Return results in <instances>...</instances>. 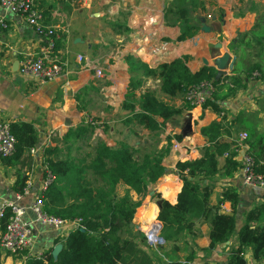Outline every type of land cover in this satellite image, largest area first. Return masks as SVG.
Here are the masks:
<instances>
[{
  "label": "crops",
  "instance_id": "crops-1",
  "mask_svg": "<svg viewBox=\"0 0 264 264\" xmlns=\"http://www.w3.org/2000/svg\"><path fill=\"white\" fill-rule=\"evenodd\" d=\"M32 1L44 11L46 24L57 29L58 40L63 38L57 55L64 64V72L46 83L20 73L24 61L40 54L42 41L25 16L0 7V19L7 24L6 29L0 30V122L31 123L40 138L35 154L27 152L23 163L16 168L4 166L0 158V206L16 199L14 185L18 172L32 182L31 194L23 196L19 204L26 210L25 219L31 222L35 241L30 253L11 255L0 250V264H24L27 254L56 247L58 233L50 227L33 223L34 217L28 210L44 179L43 152L47 147L57 146L70 129L89 124L87 120L91 117L102 127L104 124V129L95 128L91 143L104 140L109 146H115L123 141L136 147L143 145L162 150L167 148V137L179 134L183 136L182 143L195 147L200 157L201 148L207 144L200 129L213 122L225 125L229 134L223 140L231 143L237 142L241 133H264V0H213L202 16L206 17L211 31L203 32L201 25L198 33L184 42L176 41L179 28L165 23L164 9L169 0H66L59 9L54 0ZM218 43L223 45L222 53L231 55L228 77L242 75L256 64L260 68L252 74L245 90L226 101L221 114L203 111L202 107L184 110L186 103L182 97L164 96L159 91L157 79L138 76L136 72L131 74L127 61L156 69L160 63L188 57L192 71L204 66L216 69L213 55ZM163 48L164 51L155 52V49ZM82 55L85 60L78 62ZM97 68L103 71V78L97 77ZM133 91L137 99L145 92L153 91L166 104L183 111L165 128L154 133L136 122L126 123L130 113L122 110V106ZM67 120L70 127L66 126ZM188 127L191 132L185 135ZM174 141L163 160L165 174L151 186L137 209L133 233L141 232L144 240L141 242L136 236L132 237L134 253L126 254V263L136 264L134 261L138 258L146 264H228L232 250L239 245L238 233L245 224L246 213L254 206L264 204V189L245 185L240 170L231 178L219 174L212 182V206L219 205L226 188L236 189L239 194L237 232L228 242L207 252L210 246L208 223H198L193 244L182 243L180 251H174L165 243L152 247L146 240L147 230L161 225L157 220L160 211L158 196L174 205L182 190L176 168L182 157L173 149ZM242 156L243 153L239 152L237 160L240 161ZM224 165L225 158H220L219 170ZM125 190L124 186L119 187L120 197L125 195ZM131 195L135 201L141 199L134 193ZM220 213L232 215L231 204H222ZM193 245L196 256L189 263L185 258L194 250ZM245 260L247 264H257L252 249L246 250Z\"/></svg>",
  "mask_w": 264,
  "mask_h": 264
},
{
  "label": "trees",
  "instance_id": "trees-1",
  "mask_svg": "<svg viewBox=\"0 0 264 264\" xmlns=\"http://www.w3.org/2000/svg\"><path fill=\"white\" fill-rule=\"evenodd\" d=\"M212 1H168L164 20L167 26L180 29L176 41H187L198 33L200 18ZM43 15L45 17L44 11ZM62 40H56L55 54L62 47ZM127 61L131 74L136 72L138 76L154 77L159 81V91L169 98H185L192 87L203 84L211 86L212 95L202 109L216 114L223 113L226 101L245 90L252 74L260 71L256 64L248 68L243 76H227L217 81L214 67L204 66L192 71L188 57L160 63L156 69L140 62L132 64V60ZM186 103L184 110H193ZM122 110L130 113L126 123L136 122L152 133L165 128L183 111L166 104L153 91L145 92L139 99L133 91L127 96ZM95 128L94 124L83 123L76 129H70L57 146L44 149L43 164L53 179L42 196L44 212L63 220L80 219L81 223L80 228L56 239V245H62L56 257L53 249L45 250L41 257L27 254L24 264H127L126 254L134 253L132 237L136 236L141 242L144 240L141 232L137 235L133 233L134 217L151 186L165 174L163 160L171 151L172 140L182 142L183 136L176 134L167 137V148L162 150L143 145L136 147L123 141L109 146L104 140L91 143ZM10 131L15 138V152L11 157L2 158V161L6 167L16 168L23 163L25 154L39 144L40 138L31 123L11 122ZM200 134L207 139V144L200 150L201 157L194 161H179L176 165L177 175L182 182L177 203L173 205L159 196L157 198L160 204L157 220L162 226L160 237L174 251H180L182 243L193 244L198 223H208L210 226L207 252L228 242L237 232L236 214L240 198L236 189L226 188L218 206H212L210 198L214 190L212 182L217 175L231 178L241 168L237 160L238 143L223 140L229 132L222 122H213L201 128ZM246 144L255 162L254 171L264 181V133H249ZM220 158H225L222 170H219ZM43 178H46V171ZM27 182L28 177L18 172L14 185L17 195L24 193ZM120 186L126 188L127 193L123 197L119 196ZM131 193L141 199L135 201ZM225 202L231 204L232 215L220 213V206ZM12 216L13 212L6 209L1 219V231ZM256 223L258 225L253 226ZM238 240L239 245L232 250L228 264H247V249H252L255 263L264 264V204L256 205L246 213ZM193 248L185 258L186 262L191 263L195 259V245ZM134 262L146 264L138 258Z\"/></svg>",
  "mask_w": 264,
  "mask_h": 264
},
{
  "label": "built area",
  "instance_id": "built-area-1",
  "mask_svg": "<svg viewBox=\"0 0 264 264\" xmlns=\"http://www.w3.org/2000/svg\"><path fill=\"white\" fill-rule=\"evenodd\" d=\"M66 0H54L58 5ZM0 7L4 10L20 14L26 17L27 22L34 28L35 33L42 41L41 51L34 59H28L21 64L20 73L24 76H33L41 83L51 82L59 78L64 72V64L55 54L56 40L59 35L57 29L46 24L43 10L39 9L32 0H0ZM7 24L5 20L0 19V30L6 29ZM165 49H155V52L160 53ZM78 62H82L83 57H78ZM98 78H103L104 73L98 71L96 73ZM213 88L206 84L198 87H192L187 92L186 101L193 107H203L207 100L211 97ZM248 139L247 133H241L238 143V154L243 153L241 168L243 183L250 187H258L264 189V181L262 177L257 175L254 171L255 162L253 157L249 154V148L246 144ZM173 149L179 151L181 154L180 161H194L200 158L199 152L195 147L183 144L182 142L174 141ZM15 152V138L10 131V123L6 121L0 122V156L1 158L11 157ZM31 153L35 154V148L31 149ZM238 156V155H237ZM44 166V173L46 171V178L43 179L40 190L35 193L33 202L29 207V211L34 217L33 223L40 224L45 227H50L58 233V237L64 236L67 232L80 228V219L63 220L51 217L44 212L43 209V193L52 183L51 174ZM32 182L28 181L24 193L17 195L16 199L10 202H5L0 206V231L2 229L1 219L4 217L6 209L13 212V216L9 222L3 227V232H0V250H3L11 255H20L30 253L34 248V238L32 234L31 222H28L26 217V210L20 206V201L23 196L30 195L32 192ZM159 225L152 226L146 232V240L152 247L162 246L160 239ZM42 252L31 254L41 257Z\"/></svg>",
  "mask_w": 264,
  "mask_h": 264
},
{
  "label": "water",
  "instance_id": "water-1",
  "mask_svg": "<svg viewBox=\"0 0 264 264\" xmlns=\"http://www.w3.org/2000/svg\"><path fill=\"white\" fill-rule=\"evenodd\" d=\"M201 22H202V31L205 32V33H209L211 31L210 27L207 25V21L205 18H202L201 19ZM222 48H223V45L221 43H218L216 46H215V49H216V52L214 53V66L216 67V70H217V74H216V80L219 81L220 79H222L223 77L227 76V69L230 65V62H231V55L229 52H224L222 53ZM70 121L67 120L66 122V126L67 127H70ZM190 130V127H188V129H186L184 131L185 135L190 133L191 131ZM1 158V156H0ZM159 231H161L162 229V226L159 225ZM162 243H165L163 238L160 237ZM62 250V245H56V247L54 248L53 250V255L56 257Z\"/></svg>",
  "mask_w": 264,
  "mask_h": 264
},
{
  "label": "rangeland",
  "instance_id": "rangeland-1",
  "mask_svg": "<svg viewBox=\"0 0 264 264\" xmlns=\"http://www.w3.org/2000/svg\"><path fill=\"white\" fill-rule=\"evenodd\" d=\"M205 19H206V17H204ZM207 18H210V15L209 16H207ZM201 19H202V17L200 18V21H201ZM206 21H207V19H206ZM201 25H202V22H201ZM200 25V26H201ZM179 31H180V29H179ZM82 57H83V55H82ZM85 59L83 58V60H82V62L84 61ZM98 70L96 71V73L98 72V71H102L101 69H99V68H97ZM103 72V71H102ZM186 96H187V94L185 95V98H183L184 99V101H185V103H186ZM187 104V103H186ZM186 104H185V106H186ZM171 106H173V105H171ZM75 120H77V119H75ZM88 123L90 124H94L95 126H96V128H103L104 129V124H103V127H102V124L100 123V122H98L95 118H89L88 120ZM73 129H75V128H73ZM143 137L144 138H147L146 137V135H143ZM95 142V141H94ZM127 192H126V190H125V194H126Z\"/></svg>",
  "mask_w": 264,
  "mask_h": 264
}]
</instances>
